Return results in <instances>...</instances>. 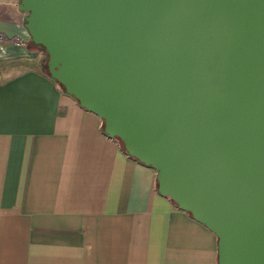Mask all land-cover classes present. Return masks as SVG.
Masks as SVG:
<instances>
[{
	"label": "water",
	"instance_id": "water-1",
	"mask_svg": "<svg viewBox=\"0 0 264 264\" xmlns=\"http://www.w3.org/2000/svg\"><path fill=\"white\" fill-rule=\"evenodd\" d=\"M49 76L217 238L264 264V0H17Z\"/></svg>",
	"mask_w": 264,
	"mask_h": 264
},
{
	"label": "crops",
	"instance_id": "crops-1",
	"mask_svg": "<svg viewBox=\"0 0 264 264\" xmlns=\"http://www.w3.org/2000/svg\"><path fill=\"white\" fill-rule=\"evenodd\" d=\"M0 33V264H217L216 236L51 79L13 1Z\"/></svg>",
	"mask_w": 264,
	"mask_h": 264
},
{
	"label": "built area",
	"instance_id": "built-area-1",
	"mask_svg": "<svg viewBox=\"0 0 264 264\" xmlns=\"http://www.w3.org/2000/svg\"><path fill=\"white\" fill-rule=\"evenodd\" d=\"M8 2H14L15 5H18V2L17 0H7ZM4 41V38H3V35L0 33V43H2ZM10 42L16 46H19V47H25L26 45V40L19 37V36H13L10 38Z\"/></svg>",
	"mask_w": 264,
	"mask_h": 264
},
{
	"label": "trees",
	"instance_id": "trees-1",
	"mask_svg": "<svg viewBox=\"0 0 264 264\" xmlns=\"http://www.w3.org/2000/svg\"><path fill=\"white\" fill-rule=\"evenodd\" d=\"M190 215V214H189Z\"/></svg>",
	"mask_w": 264,
	"mask_h": 264
}]
</instances>
